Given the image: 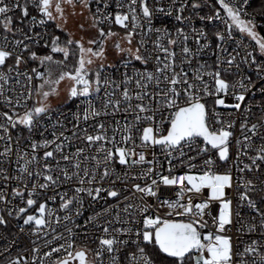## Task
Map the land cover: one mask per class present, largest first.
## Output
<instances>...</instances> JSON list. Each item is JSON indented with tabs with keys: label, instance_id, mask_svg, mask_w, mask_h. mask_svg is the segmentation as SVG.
I'll use <instances>...</instances> for the list:
<instances>
[{
	"label": "snow or ice",
	"instance_id": "6c2138e0",
	"mask_svg": "<svg viewBox=\"0 0 264 264\" xmlns=\"http://www.w3.org/2000/svg\"><path fill=\"white\" fill-rule=\"evenodd\" d=\"M253 3L0 0V229L17 230L12 245L28 237L31 264H264V35L247 11ZM64 4L90 13L95 38L61 41L47 32L49 22L61 27ZM256 11L264 20V0ZM235 30L249 44L237 42ZM113 37L119 59L106 64ZM74 49L73 71L54 76L53 65ZM65 80L67 99L80 101L71 127L52 121L50 98ZM168 186H179L174 198L161 192ZM85 197L115 203L74 232L82 226L73 208L80 217ZM244 209L253 214L247 223ZM58 211L73 227L65 225L68 237H53L63 243L45 240L41 256L31 236L60 224ZM236 224L259 238L229 234ZM89 227L98 234L89 236ZM0 257L29 264L9 246Z\"/></svg>",
	"mask_w": 264,
	"mask_h": 264
},
{
	"label": "built area",
	"instance_id": "2783aa9c",
	"mask_svg": "<svg viewBox=\"0 0 264 264\" xmlns=\"http://www.w3.org/2000/svg\"><path fill=\"white\" fill-rule=\"evenodd\" d=\"M164 2L167 3V0H164ZM209 2H211V0H209ZM260 6H261V0H255V3H253L252 7L248 8L247 11L252 13L253 15H256L257 23H258V25H260V27H258L257 31L260 32L261 35H264V20L260 19V16H259L258 12L256 11L257 9L260 8ZM95 8H96V3L93 2L92 10L95 11ZM204 11L206 12V11H208V9L205 8ZM222 15H223V13H222ZM156 23H157V26H159V20H157ZM194 23H195L196 27L202 26L201 22L196 20L195 18H194ZM216 23L219 24V22H216ZM176 24H177V22L175 21L174 18H169V27L170 28H172ZM182 26L185 27L186 31L190 30L189 26L187 24L182 25ZM219 26L221 28H223L222 24H220ZM112 28H120V27L113 24ZM36 31H38V32L43 31V29L41 26H37ZM47 32L52 33V25L50 22L47 25ZM234 36H235V40L237 42L243 40V42L245 44H249L248 39L245 38L242 34H240L238 30H235ZM133 43L135 44V40ZM189 45L193 46V41L191 39L189 41ZM149 46H151V44H149ZM229 47H230V49L236 47V43H231ZM177 52L179 53V49H177ZM203 59H209V54H206L203 57ZM121 70H123L122 65H121ZM107 72L111 73L112 69H107ZM37 82L38 81H35L34 83H37ZM79 104H80L79 100H72L68 104H63V105H59V106H52V108H53L52 121L54 122L56 120V118L59 117L62 121H64L65 123H68V121L71 120V114L78 110L77 106ZM66 117H67V120H65ZM116 119H119V117H117ZM106 122H110V121H106ZM44 123H48V122L44 121ZM89 123H91V121ZM84 126H87V125H84ZM68 127H71V123H68ZM91 130L92 129L89 128V131H91ZM238 134L239 133H237V135ZM75 143H79V142L76 141ZM71 150L74 151L75 148L73 147ZM158 155H160V154H158ZM160 161H161V163L164 164V166H165L164 174L167 175L168 174L167 170H166L167 169V163L164 160L163 155H160ZM173 163L175 164V161ZM117 170L118 171L120 170L119 165H117ZM184 171H185V169L177 166L174 169V174L180 175ZM69 187L70 186L66 185V186L62 187L61 189H59V191L63 192L65 190H68ZM117 187H120L119 182L117 183ZM178 187L179 186L162 187L161 192L166 196L174 198ZM51 194L52 193L50 191L47 193V195H51ZM71 194H72L71 191H69V195H71ZM41 202H43V201H41ZM113 203H115V201L112 198H108L107 202H105L104 199H100L98 201L91 202L89 198L85 197L84 203H83V208L81 209L82 215L80 217H76L74 215V208H73V213H72L73 219L75 220L76 224H79L82 226L80 229L73 228V231L74 232H82L84 220L87 219V217L93 215L95 212L102 211L103 208L108 207L109 204H113ZM58 204H59V200H57L55 202H53V201L48 202L49 208H58ZM56 214L61 217L60 224H56L55 221L53 220L51 227H45L38 235L31 236V239H34L37 242L35 246H38L41 248V256H42L43 251L49 250L48 247L45 246V243H44L45 240L52 241V246H56L57 243H63L64 241L53 240V237L60 235V234H63L65 237H68V233L65 231V225H67V227H73V225L71 223L63 220V216H64L63 211H58ZM252 215L253 214L248 209L243 210L242 216L244 217L245 223H247V221L251 219ZM14 223H15V221H13V224ZM239 228H241V225L236 224L234 227H232L230 229L229 234L233 235L234 237L238 235L240 237V239L245 241V242H250L251 239H258L259 238V235H260L259 232L248 233L246 228L244 231H237ZM53 229H55V231H53ZM87 232H88L89 236H91L93 233L98 234V229L89 227L87 229ZM19 235L20 234L17 232V230L15 228H11L10 230L0 229V252H2L6 246H9V247H11V255L13 257H15L17 253H19L20 255L27 258L29 260V264H31V254L27 251V249L31 246L28 237L27 236H20V239L17 241V243L15 245L11 244V241L13 240V238L16 236H19ZM84 242L85 241H84L83 235H81L78 238L77 245L81 246L84 244ZM87 246L89 248L95 249L97 245L95 243L88 242ZM89 258H91V254H90ZM0 264H3V258L2 257H0Z\"/></svg>",
	"mask_w": 264,
	"mask_h": 264
},
{
	"label": "rangeland",
	"instance_id": "374dc122",
	"mask_svg": "<svg viewBox=\"0 0 264 264\" xmlns=\"http://www.w3.org/2000/svg\"><path fill=\"white\" fill-rule=\"evenodd\" d=\"M65 9V18L63 20H58L56 23H59L61 25L59 29L62 34L65 35L67 38L69 35L72 36L74 39H79L80 37H84L85 41L89 38H95L97 36V30L93 27H91V20H90V13L87 11H84V14L81 15V8L77 6L75 9H73L71 6L64 4L63 5ZM75 13V14H73ZM83 25V28L80 26ZM113 31L120 33V36H123L124 30L121 28H112ZM117 39V37H113L107 42L106 45V55L107 60L105 61L106 64H111L119 59L118 54L116 53L113 42ZM88 45L86 44V47ZM58 55V56H57ZM62 55V54H61ZM55 60H63L59 54H53ZM98 63V61H97ZM76 65V64H75ZM68 67L65 62L62 66L57 67L53 65V74L58 75L61 70L63 71H73L74 67ZM93 70L96 68V64L92 65ZM39 83V81H38ZM37 83V84H38ZM70 85V81H63L59 85L60 95L59 96H53L50 98V102L52 106H59L63 104H68L72 100L67 99V88ZM91 259V258H90Z\"/></svg>",
	"mask_w": 264,
	"mask_h": 264
},
{
	"label": "trees",
	"instance_id": "16d2710c",
	"mask_svg": "<svg viewBox=\"0 0 264 264\" xmlns=\"http://www.w3.org/2000/svg\"><path fill=\"white\" fill-rule=\"evenodd\" d=\"M50 23L52 25V33H55L56 35H60L61 36V41H64L66 39L65 35L62 34V32L54 26L53 22H50ZM40 50L44 51V52H49L50 51V49H40ZM59 56L63 59V56L61 54H59ZM76 60H77V54H76L75 49H74L73 50V55L69 56V58L65 61V64L68 67H73L76 64Z\"/></svg>",
	"mask_w": 264,
	"mask_h": 264
}]
</instances>
